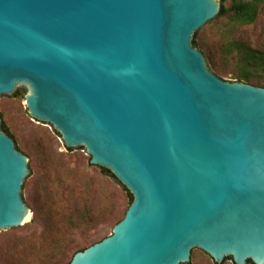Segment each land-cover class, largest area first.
<instances>
[{
    "label": "water",
    "instance_id": "obj_1",
    "mask_svg": "<svg viewBox=\"0 0 264 264\" xmlns=\"http://www.w3.org/2000/svg\"><path fill=\"white\" fill-rule=\"evenodd\" d=\"M220 0H0V97L132 196L70 264H264V87L227 82L194 46ZM0 232L31 215L29 159L2 130Z\"/></svg>",
    "mask_w": 264,
    "mask_h": 264
},
{
    "label": "rangeland",
    "instance_id": "obj_2",
    "mask_svg": "<svg viewBox=\"0 0 264 264\" xmlns=\"http://www.w3.org/2000/svg\"><path fill=\"white\" fill-rule=\"evenodd\" d=\"M225 5L230 2L226 0ZM259 12L253 25L234 27L227 19L214 20L194 36L193 43L209 68L227 82H238L235 76L241 69L237 58L227 55L229 42L240 41L264 52V5ZM0 117L2 127L29 159L30 176L22 196L32 212L24 226L0 232V264H70L78 252L112 235L132 196L102 176L100 167L91 165L85 148L67 149L50 124L34 120L22 88L0 97ZM186 264L215 262L194 249ZM222 264L233 261L226 259Z\"/></svg>",
    "mask_w": 264,
    "mask_h": 264
},
{
    "label": "trees",
    "instance_id": "obj_3",
    "mask_svg": "<svg viewBox=\"0 0 264 264\" xmlns=\"http://www.w3.org/2000/svg\"><path fill=\"white\" fill-rule=\"evenodd\" d=\"M225 1L222 0L220 13L214 20L227 19L230 26L234 27L253 25L257 21L259 11L264 5V0H228L230 2L229 6L225 5ZM194 46L197 47L196 44ZM227 55L237 58L241 66L240 71L235 76L238 82H254L257 86L264 87V52L253 51L240 41H231L228 44ZM216 74H219V72ZM2 130L14 140L6 128L2 127ZM16 147L20 151L17 145ZM101 175L121 185L108 170L101 168ZM227 259L233 261L232 258ZM233 264H235L234 261ZM248 264L253 263L249 261Z\"/></svg>",
    "mask_w": 264,
    "mask_h": 264
},
{
    "label": "bare ground",
    "instance_id": "obj_4",
    "mask_svg": "<svg viewBox=\"0 0 264 264\" xmlns=\"http://www.w3.org/2000/svg\"><path fill=\"white\" fill-rule=\"evenodd\" d=\"M29 218H30V217H29ZM29 218H28V219H29ZM28 219H27V220H28Z\"/></svg>",
    "mask_w": 264,
    "mask_h": 264
}]
</instances>
